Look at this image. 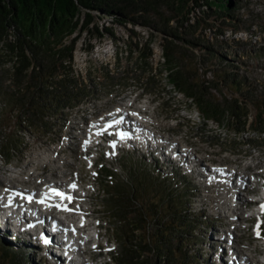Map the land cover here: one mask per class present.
Wrapping results in <instances>:
<instances>
[{"label": "rangeland", "instance_id": "374dc122", "mask_svg": "<svg viewBox=\"0 0 264 264\" xmlns=\"http://www.w3.org/2000/svg\"><path fill=\"white\" fill-rule=\"evenodd\" d=\"M214 4L223 9L228 8L222 1H216ZM232 15L235 16L233 20L223 23L226 26L223 35L219 34L217 28L220 26L217 24L216 29L206 24H199L195 36L200 39L204 48L194 47L193 61L188 58L182 64L187 72L192 71L194 66L197 68L196 75L193 76L194 81L201 82L202 79L212 81L208 99L221 107L225 106V99H238L246 107L248 124L241 132H238L239 127L234 122L230 125L226 120L225 123H220L217 119L208 117L207 113L200 109L197 101L194 102L191 96L173 84L170 70L165 66L163 36L159 33L153 34L147 27L141 25L127 24L125 27L117 22L108 24L107 19H102L98 22L113 26L117 38L105 36L96 39L82 33L76 43L72 63L65 65L76 76L72 82L73 86L67 90V93L72 95L77 93L84 101L96 100V110L103 112L112 109L122 97H128L132 93L130 99H133L140 94L141 98L132 109L142 115L146 114L155 133L168 137L167 131H169L176 141L185 142L199 164L207 162L206 164L209 165V159L213 160L216 166L232 165L237 169L236 172L243 175H250L243 169L249 163L256 164V168L262 170L264 169V125L261 127L262 132H257L252 128L251 123L260 113L264 117V0L240 2L238 0L232 7ZM172 24L175 25L176 21H172ZM128 28L134 29L136 33ZM149 46L152 54L147 58L145 55ZM12 73L10 60L5 61L0 56V176L2 178L13 177L15 185L19 183L30 186L33 183V180L27 177L29 174L27 171L17 177L14 172L7 171L2 165L5 159L12 163L18 162L19 166L37 167L36 172L40 173L37 177H50L52 174L59 178L62 175L72 179L78 177V182L82 186L80 188L88 196L82 197L83 202L77 207L88 209L90 217L93 216L95 221L100 222V243L105 247L91 253L102 261L112 258L114 261L112 264H115L114 257L120 255L121 246L127 242L120 237V228L125 222H119L118 218L113 217L118 210L112 211V198L107 190L111 189L115 193L116 190L109 185L114 184L115 181L122 182L125 188L121 191L130 194L133 192L132 183L141 179L150 185H154L153 181H166L168 186L170 183L175 184L176 181H190L188 184L195 189L188 203L185 202L183 214L188 215L189 218H193L194 215H201L204 218L201 221L192 219L195 221V226L184 238V245H186L185 249L189 250L192 263L197 261L196 264H210L212 259L209 258L213 251L210 243L215 238L214 231L223 227L230 229L232 226L228 222L236 223V221L222 215L226 212L223 206H227L222 203L223 195L219 194L223 186L215 185L217 181H210L212 176L209 172L202 177L184 168L181 169L182 173L189 175H185L184 179L182 176L177 180L165 179L152 167L154 164H149L151 157L148 159L144 156V154L149 156V148L139 145L138 142L137 145L132 144L134 147L131 149H127L129 153L124 154L119 162L115 163L117 166L112 163L103 165V162L109 161L110 153L115 149L112 142L107 141L100 148L101 156L99 155L97 160L100 173L96 177L97 171L88 167L85 155L78 153V149L74 147L70 151L58 146L67 138L68 131L80 123L86 105L81 103L74 108H61L64 110L59 111V114L53 113L54 117L28 112L27 108L30 105L26 103L28 99L24 101L25 103L14 100L12 102V92L14 89H19V85L11 76ZM121 82L130 86H120ZM116 95L120 97L115 98ZM149 100H152V104L149 108H143ZM61 113L68 118L66 125L64 120L58 119ZM257 145L260 152L250 150ZM51 146L60 149L59 157H62V163L58 161V166L53 165V162H41L42 157L54 149ZM201 170L204 171V168L201 167ZM106 174H112L113 179L105 180ZM233 178L239 183L238 175ZM164 186L157 184V187ZM152 190L155 191L154 187ZM133 209L130 207L129 211ZM120 210L124 211V208L121 207ZM246 211L247 214L250 213L248 209ZM246 218L247 216L242 219L243 223L237 229L238 245L245 247L247 253L253 250L254 254V249L258 250L259 246L261 250L263 247L264 216ZM258 225H260L259 229H257ZM257 230L259 233L263 232L262 239L258 238ZM143 233L141 229L135 230L129 244L135 245L140 239H145L146 235L144 236ZM3 240L0 239V264H31L32 261L39 260L42 250L34 256L35 248L27 243L21 241L13 245L7 242V238ZM108 240L109 245H107ZM113 246L118 247L116 252V248L109 252ZM28 247L32 248L30 252L25 250ZM107 250L109 255H105ZM31 253H33L32 257ZM252 253H250L252 256L256 254ZM147 255L148 252H144V261ZM257 257L263 258L262 255ZM140 261L133 260L132 264H138Z\"/></svg>", "mask_w": 264, "mask_h": 264}, {"label": "trees", "instance_id": "16d2710c", "mask_svg": "<svg viewBox=\"0 0 264 264\" xmlns=\"http://www.w3.org/2000/svg\"><path fill=\"white\" fill-rule=\"evenodd\" d=\"M216 1L224 2L228 8L217 7ZM237 1L0 0V56L5 61L10 60L11 76L19 85V89L12 92V102L25 103L28 99V112L43 113L78 98L77 93H67L76 76L65 65L72 63L82 33L96 39L117 38L114 27L108 25L110 22L125 27L127 24L141 25L153 34L163 36L165 66L170 70L173 84L197 101L208 117L220 123L227 121L230 125L234 122L241 132L248 124L246 107L238 99H225L223 107L208 99L212 81H194L197 68L194 66V71L187 72L182 64L188 58L193 61V48L202 44L195 36L197 26L206 24L216 29L217 24L219 34L223 35L226 27L223 23L235 18L232 7ZM102 19H107L108 24H100L98 21ZM172 21L176 24L173 25ZM128 30L136 33L132 28ZM151 50L149 46L147 58L151 56ZM258 115L251 126L262 132L264 117L262 113ZM141 180L132 183L133 192L130 194L121 191L125 186L118 181L109 185L116 193L107 190L112 198V211L118 210L113 217L125 222L120 228V237L127 243L121 246L115 261L117 264H132L138 259L141 260L138 264H196L197 261L192 263L190 260L184 238L195 226L192 219L201 221L204 217L194 215L189 218L183 214L185 202L188 203L194 191L190 181H176L168 186L166 181H153L154 185H150ZM157 184L165 186L157 187ZM121 207L124 211L120 210ZM130 207L134 208L133 211H129ZM140 229L146 235L145 239L130 245L135 230ZM7 242L12 243L8 239ZM144 252H148L146 261Z\"/></svg>", "mask_w": 264, "mask_h": 264}, {"label": "bare ground", "instance_id": "6f19581e", "mask_svg": "<svg viewBox=\"0 0 264 264\" xmlns=\"http://www.w3.org/2000/svg\"><path fill=\"white\" fill-rule=\"evenodd\" d=\"M146 106H144L143 108H145ZM139 113V115H140V117L141 118H143V120L145 119V116H143L140 112H138ZM144 128L145 129H147L148 131L147 132H151V128L147 125V124H145V126H144ZM145 137V136H144ZM138 140H141V138H139ZM192 146V145H191ZM187 147H189V146H187ZM191 151H192V149H191ZM261 151V150H260ZM199 155H200V153H199ZM202 155V154H201ZM54 156H56V149H53L52 151H50V153L49 154H47V155H45V156H43L42 157V160H41V162H48V161H50V160H52L53 158H54ZM209 157V156H208ZM211 157V156H210ZM201 158V157H200ZM203 159H204V157H203ZM259 160V159H258ZM208 161H209V159H208ZM40 162V161H39ZM54 162V161H53ZM207 163V162H206ZM205 163V164H206ZM205 164H200L201 165V167L203 168V167H205ZM209 164V163H208ZM228 165V164H227ZM221 168H218V169H216V170H211V169H207V168H205L207 171H209V172H211V174L214 176V177H216L217 178V183L219 184V186H224V188H222V191L221 192H219V194L220 195H223L222 196V198H223V204H226L227 206H223L226 210V214H227V216L228 215H230V214H232L231 216H236L235 218H236V220L237 221H239V223H232V228H230V229H232L231 230V233L233 234V238H234V243L236 244V247H235V249H236V251L238 252V253H241V254H243L244 256H245V258H246V260L248 261V263L249 264H261L260 262H259V260H255V258H254V256H252V255H250V253H247V252H245V250L243 249V248H241L240 246L241 245H238V238H239V234H238V231H237V228H238V226L240 225V223H242V219H244L246 216H248L247 215V213H245L246 211H245V209L242 207V205H243V203L245 202V199H244V197H243V193H241L240 191H238V192H233V191H231V188H233L235 185V180L234 179H232L230 182H229V179L233 176V172H235L236 171V169H235V167H233L232 165H228V166H226V164H225V166L224 165H222V164H220L219 165ZM200 170V169H199ZM218 170H224L223 172H220L219 173V175H218ZM17 171H19V170H17ZM28 171L30 172L29 174L30 175H32L34 172H36L37 171V169L36 168H34V167H30V168H28ZM33 171V172H32ZM14 174H17L18 175V173L17 172H14ZM20 175V174H19ZM236 175H240L239 173H237L236 172ZM231 176V177H230ZM9 181H11V179L10 178H7ZM49 179H51V178H49ZM0 180H2V178L0 177ZM242 181H245V177H243V176H241V181L240 182H242ZM48 182H50V181H48ZM57 183H61L62 181H56ZM217 183L215 182V185H217ZM75 184V183H74ZM37 185H39L38 183H36V184H31L30 186H25L24 184H21V185H19L20 187H23L24 189H27L28 191H29V193L31 192V191H36V190H38L37 189ZM77 186H79V184H77ZM13 189H15L14 187H13ZM77 189V193H76V198H75V200H73V204H75L74 205V207H68L69 209H73L72 211H63L62 213H61V218L62 219H64L65 218V220H67V222H68V224H73V223H75V219H76V216L74 215V212H80V213H83V212H88V209H85V208H83V209H80V210H76L77 209V206L76 205H79V204H82V197L83 196H88L87 194H83V195H81L82 193H78V192H81L80 190H81V188L79 189V187H77L76 188ZM230 189V191H228V190ZM26 193H28V192H26ZM52 194H54V193H52ZM41 197V198H40ZM41 200H44V203H40L39 201H41ZM50 201H51V198H49V196H48V194H47V196H44V195H40L39 196V198H38V200H37V202L34 204L35 206L37 205V207L38 206H43V205H45L46 203H50ZM38 202H39V204H38ZM228 209V210H227ZM71 216V217H70ZM81 216H83V215H81ZM81 216H78V218H81ZM84 221L87 223L90 219L88 218V217H86L85 215H84ZM79 222H81L80 220H79ZM86 225V224H85ZM89 225H90V223H89ZM234 228V229H233ZM90 232L91 231H89V229L88 228H85V230H76V231H74V237L75 238H78L79 240H83V239H85V238H87L88 236H89V234H90ZM213 232V231H212ZM259 246H258V250H259ZM84 257V256H83ZM87 257V256H86ZM85 258V257H84ZM86 259V261H88L87 260V258H85ZM87 264H93V263H89V262H87ZM239 264H243L242 262H239ZM262 264H264V263H262Z\"/></svg>", "mask_w": 264, "mask_h": 264}, {"label": "snow or ice", "instance_id": "6c2138e0", "mask_svg": "<svg viewBox=\"0 0 264 264\" xmlns=\"http://www.w3.org/2000/svg\"><path fill=\"white\" fill-rule=\"evenodd\" d=\"M117 111H119V110H117ZM133 115H136V114L133 113ZM120 123H122V120H113V121L107 123L103 129H101L100 131H97L96 135H97V136L102 135L105 131H107L108 128H111V127H113L114 125H119ZM94 127H96V125H94ZM127 136H128V134L125 133V132H120V133H119V137H120V139H125ZM86 143H87V142H86ZM112 146L115 147V141H113ZM94 174H95V173H94ZM70 187H71L72 189H76L77 185L73 183L72 185H70ZM52 192H53L55 195L59 196V197L61 198V200H67V201H69V202H71V201L73 200V197H72L71 195H66L64 192L59 191V190H57V189H52ZM45 195H47V194H45ZM28 199L31 200L32 198L29 197ZM39 202H40V203H44V200H41V201H39ZM56 207H61V205H56ZM62 207H63V210H65V211H72V210H73V209H69V208L67 207V205H63ZM261 211H264V204L261 205ZM257 229H259V225L257 226ZM259 234H260V233H259V230H257V235L259 236ZM45 243H48V241L45 240Z\"/></svg>", "mask_w": 264, "mask_h": 264}]
</instances>
